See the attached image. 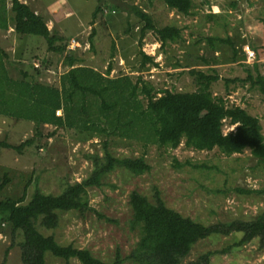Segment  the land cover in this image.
<instances>
[{"label":"rangeland","instance_id":"1","mask_svg":"<svg viewBox=\"0 0 264 264\" xmlns=\"http://www.w3.org/2000/svg\"><path fill=\"white\" fill-rule=\"evenodd\" d=\"M43 15L48 27L58 33H69L72 50L82 58L83 63L105 73L112 62L114 69L110 77L121 73L130 74L136 81L140 75L156 88H172L177 91H195L198 84L190 69L217 74L213 82L215 95H221L228 104L241 105L260 118L264 131V97L257 90H250L249 84L231 82L227 79L247 76L245 67L258 62L264 74V0H184L185 11L170 9L164 0H103L136 4L148 12L158 28L176 26L181 29L182 39L168 41L163 52H158L162 41L156 31H150L144 39L143 50L155 55L157 66L138 71L136 56L139 32L134 31V40L125 29L127 22L123 15L106 18L98 14L93 18L99 0H21ZM112 1V2H111ZM111 2V3H110ZM11 7V0H0V7ZM96 34L91 41L93 30ZM136 30V29H135ZM132 33V32H131ZM125 36H128L125 38ZM213 39L214 41H210ZM231 39L237 47L247 53V58L232 61L234 50L227 41ZM123 40V41H122ZM0 41L9 53L6 67L14 79H21L23 73H34L33 66L41 71L40 80L57 84L66 70L61 58L48 51L43 37L22 36L12 28L0 29ZM124 47L128 60L121 53L112 57L113 47ZM213 44V45H212ZM255 57H248V52ZM125 51V52H126ZM50 58L47 66L41 58ZM127 53V55H128ZM149 65V64H148ZM212 70H215L212 71ZM142 96V95H141ZM62 111L60 112V114ZM236 125L225 122L224 130H234ZM56 131V132H55ZM42 147H25L20 153L14 149H0V175L9 172L7 196H21L27 188V200L40 189L45 193L60 194L68 184L81 182L92 174L94 161L90 156H103L104 143L98 137L88 141L78 139L71 131L56 129L52 125L42 127ZM52 132L53 133L52 135ZM34 135V123L24 119L0 114V140L20 144ZM109 150L116 157H138L144 155L151 169L136 175L123 168H117L103 178L101 187L88 189L89 207L84 213L73 210L62 212L57 228H39L45 235H55L63 245L88 248L101 260L112 263L118 255L126 258L139 240L138 230L130 226L132 209L130 194L136 190L153 200L156 190L169 206L206 225L235 219L251 220L264 212V164L259 163L251 150L227 155L220 149L196 150L188 148L184 141L175 149H165L151 144H142L119 138L111 141ZM243 189V191L239 190ZM249 190V191H248ZM241 233L228 236L213 235L198 241L182 264L198 259L207 252H215L210 264H264V250L260 240L236 246ZM12 244L9 225L0 229V264H23L21 248ZM227 249V251H224ZM47 264H81L77 259L66 261L47 254ZM122 264H135L125 259Z\"/></svg>","mask_w":264,"mask_h":264},{"label":"trees","instance_id":"2","mask_svg":"<svg viewBox=\"0 0 264 264\" xmlns=\"http://www.w3.org/2000/svg\"><path fill=\"white\" fill-rule=\"evenodd\" d=\"M99 1L93 13V23L98 14L104 15L107 8V19L113 15H123V21L128 24L125 32L127 35L130 33V39H135L134 31L137 33L138 30V67L134 66L138 71L149 70L151 66L159 64L155 62V55L143 50L144 39L150 31H156L162 41L158 52L164 51L168 41L182 39L180 28H158L152 16L139 5H129L124 1L122 4L111 1V5H105L103 0ZM11 2L10 8L5 3L0 7V29L7 31L12 28L22 36L45 38L48 51L60 56L66 70L60 75L57 84L40 80L42 74L38 66H33L34 73L25 71L21 79H14L5 64L9 53L0 41V114L34 123L33 136L20 144L0 140V149H14L20 153L25 147L38 150L42 147V127L52 125L56 129L71 131L84 142L98 137L103 141L105 151L103 156L96 153L90 156L94 161L90 176L81 182L68 184L60 194L37 189L27 200L26 188L21 196H7L5 187L11 180L10 174L5 171L0 175V229L5 223L12 233V244L6 254L18 245L23 264H47L49 253L67 262L77 259L81 264H122L125 259L135 264H182L198 241L213 235L228 236L235 233L242 234L235 242L236 246L259 239V249L264 250V212L251 220L235 219L206 225L167 206L158 190L153 200L136 190L130 194V226L138 230L139 240L126 258L118 255L114 262L107 263L88 248L63 245L56 240L55 235L42 233L39 225L47 229L57 228L62 212L76 210L84 213L92 209L89 207L88 189L101 187L108 173L123 168L139 175L151 169L144 155L135 158L114 156L108 146L116 138L128 144L135 141L143 147L154 144L165 149H175L184 141L188 148H218L227 155L249 149L259 163L264 164V131L258 116L241 105H230L223 96L214 94L211 87L213 82L220 79L217 72L207 74L195 68L190 69L189 73L196 76L195 82L198 84L195 91H177L174 86L170 89L156 88L140 75L136 81L133 76L124 73L110 77L114 69L112 62L105 73L84 64V60L69 48L72 38L69 33L60 34L56 29H50L49 19L28 3L21 0ZM164 2L170 9L185 11L184 0ZM95 34L96 29L91 36L92 43ZM210 41L212 43L214 40ZM227 41L234 50L232 61L239 57L247 58V53L231 39ZM117 49L118 54L122 52V59L128 60V51L123 46L117 48L116 44L112 57ZM35 56L47 66L51 65L50 58H42L37 53ZM245 69L246 77L227 79V86L231 82L249 84L248 89L257 90L264 97V74L260 72L258 62L248 64ZM59 110L61 114H57ZM226 121L236 125L235 129L225 132ZM251 191L264 193V187ZM214 253L207 252L189 264H210Z\"/></svg>","mask_w":264,"mask_h":264},{"label":"built area","instance_id":"3","mask_svg":"<svg viewBox=\"0 0 264 264\" xmlns=\"http://www.w3.org/2000/svg\"><path fill=\"white\" fill-rule=\"evenodd\" d=\"M73 43H75V45L77 44V42L75 41V40H72V42H71V45H70V49H72L73 47H74V45H72ZM247 52H248V50H247ZM255 57V53H251V52H248V57ZM58 113H60V111H58Z\"/></svg>","mask_w":264,"mask_h":264},{"label":"clouds","instance_id":"4","mask_svg":"<svg viewBox=\"0 0 264 264\" xmlns=\"http://www.w3.org/2000/svg\"><path fill=\"white\" fill-rule=\"evenodd\" d=\"M71 42H72V41H71ZM70 45H71V43H70ZM70 45H69V48H70ZM37 66H38V65H37ZM59 111H60V110H59ZM60 112H61V111H60ZM57 114H60V113L57 112Z\"/></svg>","mask_w":264,"mask_h":264}]
</instances>
